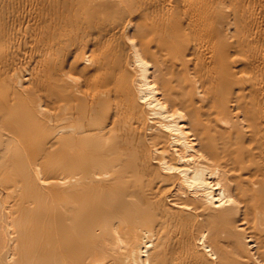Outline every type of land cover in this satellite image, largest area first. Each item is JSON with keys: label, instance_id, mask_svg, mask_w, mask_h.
<instances>
[{"label": "bare ground", "instance_id": "obj_1", "mask_svg": "<svg viewBox=\"0 0 264 264\" xmlns=\"http://www.w3.org/2000/svg\"><path fill=\"white\" fill-rule=\"evenodd\" d=\"M0 264H264V0H0Z\"/></svg>", "mask_w": 264, "mask_h": 264}]
</instances>
